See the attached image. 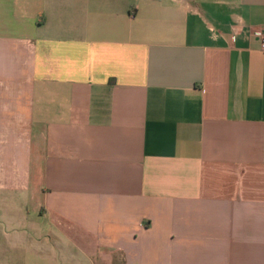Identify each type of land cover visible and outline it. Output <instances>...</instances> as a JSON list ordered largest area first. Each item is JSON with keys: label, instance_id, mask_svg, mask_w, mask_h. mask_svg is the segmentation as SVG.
<instances>
[{"label": "crops", "instance_id": "0c3cea01", "mask_svg": "<svg viewBox=\"0 0 264 264\" xmlns=\"http://www.w3.org/2000/svg\"><path fill=\"white\" fill-rule=\"evenodd\" d=\"M264 0H0V264H264Z\"/></svg>", "mask_w": 264, "mask_h": 264}, {"label": "built area", "instance_id": "2783aa9c", "mask_svg": "<svg viewBox=\"0 0 264 264\" xmlns=\"http://www.w3.org/2000/svg\"><path fill=\"white\" fill-rule=\"evenodd\" d=\"M254 35L261 41L262 49L264 50V28L254 31Z\"/></svg>", "mask_w": 264, "mask_h": 264}, {"label": "rangeland", "instance_id": "374dc122", "mask_svg": "<svg viewBox=\"0 0 264 264\" xmlns=\"http://www.w3.org/2000/svg\"><path fill=\"white\" fill-rule=\"evenodd\" d=\"M1 246V245H0ZM21 264H24L23 262Z\"/></svg>", "mask_w": 264, "mask_h": 264}]
</instances>
